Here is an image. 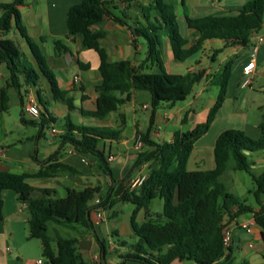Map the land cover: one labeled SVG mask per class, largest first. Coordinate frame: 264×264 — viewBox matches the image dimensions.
Masks as SVG:
<instances>
[{
	"label": "trees",
	"instance_id": "obj_1",
	"mask_svg": "<svg viewBox=\"0 0 264 264\" xmlns=\"http://www.w3.org/2000/svg\"><path fill=\"white\" fill-rule=\"evenodd\" d=\"M24 3L25 0L0 2V32L7 33L16 28L24 36L38 70L50 84L54 98L64 101L68 109H71L72 99L65 98L66 92L59 89L45 56L22 27L19 7ZM142 9H154L156 20L149 21L147 26L133 27L131 31L136 37L142 35L147 39L146 60L156 66V71L151 72L140 71L129 60H108L106 49L99 41L104 33L93 29L105 15H110L103 0H79L68 7L66 37L79 35L83 45L94 50L99 58L101 82L95 86V109L82 111L84 114L104 119L126 102L133 90L148 91L153 109L162 102L174 105L192 92L194 85L203 78L205 70L183 74L167 72L163 67L160 49L162 35L168 37L174 59L184 61L200 51L207 40H222L224 46H248L251 34L259 31L264 21V0H245L240 9L229 13L196 18L186 16L188 28L193 29L196 35L187 46L188 41L178 31L176 15L169 2L153 0L149 5L142 6ZM144 13L147 14V10ZM53 49L55 55L69 52V47L62 39L53 40ZM2 63L6 65L8 75L4 86L0 88V114L8 109L9 90L17 93L22 104L21 76L25 83L32 86L37 84L39 78L36 68L9 38H0ZM230 72L231 61H227L213 75L210 82L219 86V93L204 121L190 130L176 131L170 141L161 143L141 134L144 144L151 149L140 150L133 163L134 168L147 163L146 178L138 187L130 188L123 181L112 180L111 192L99 203L91 205L99 192L98 187L67 188L65 196L57 197L53 189L34 187L28 183V178L78 173L76 168L65 163L50 162L53 155L46 160L50 163L33 173L0 169V192L13 190L18 193V199L26 203L28 238L40 240L42 256L49 264H86V261L78 250L77 237L57 235L52 239L47 233L48 222L81 227V232L92 231L91 210L109 208L114 199L134 205L130 226L135 240L128 245V251L121 255L118 264H124L125 261L141 264H172L174 261L192 264H250L245 259L235 262L232 248L229 246L226 249L223 245L222 235L223 229L231 221L251 212L264 243V170L258 175L254 174L253 163L248 158L249 153L264 150V123L259 124L260 137L257 139L236 128L221 131L213 145L214 167L205 170L187 169V160L194 142L207 132L225 99ZM41 104L44 105L43 102ZM21 120L27 122L23 112ZM49 120L55 122L51 116ZM61 128L63 132L58 137L62 145L69 144L75 150L94 155L100 161L103 172L111 176L108 161L99 144L107 139H118L119 129L76 124L69 113ZM230 160L233 163L228 167ZM228 168L242 170L252 177L256 185L252 191L258 207L256 210L253 205L241 201L221 182L220 177ZM32 193L38 195L32 197ZM157 197L163 200L162 211L152 212L148 205ZM140 209L144 211V216L138 221L136 214ZM94 236L100 251L104 253L105 241Z\"/></svg>",
	"mask_w": 264,
	"mask_h": 264
},
{
	"label": "crops",
	"instance_id": "obj_2",
	"mask_svg": "<svg viewBox=\"0 0 264 264\" xmlns=\"http://www.w3.org/2000/svg\"><path fill=\"white\" fill-rule=\"evenodd\" d=\"M6 1L8 0H0V2ZM78 1L25 0V3L19 7L21 24L25 33L32 41L37 43L39 50L45 56L46 63L52 71L59 89L66 92L65 98L72 99L73 107L71 109H68L64 101L54 98L50 84L47 78L38 70L35 58L24 36L16 28H13L7 33L0 32V38H9L10 32L18 33L20 37L18 39V48L25 54L39 74L37 84L33 86L25 83L23 76H21L22 100H24L26 94L31 93L35 96L36 101H39L38 104H41L44 98L42 93H44L45 103L49 106V109H46L45 103L42 105V108L45 109V113L49 118L51 116L55 119V122L59 121L60 124H63L65 116L69 113L71 120L76 124L98 125L120 130L118 139H107L99 144L106 158L108 155L113 156V160L108 162L111 176L103 172L100 161L94 155L75 150L69 144L62 145L58 137L63 132L61 127L58 129L54 128L56 130L54 133L50 132L53 137L50 140L44 138V130L42 129L43 126H41L36 134L32 133L30 136H26L25 139L20 140L19 146L16 145L17 147L0 144V169L9 170L10 167L20 166L23 169L21 172L33 173L50 162L59 161L65 163L76 168L78 173H62L54 177L42 178L46 182L33 183L28 181V179L37 178H28V183L34 187L53 189V194L57 197L65 196L67 188L82 189L84 187H98L99 192L90 203L93 205L95 199L101 201L111 192L112 180L123 181L124 185H126L129 179L146 172L147 163H143L135 168L133 167L137 153L140 150L151 149L150 146L144 144L142 139V147L136 149L135 141L138 136L141 137V134H146L150 140L159 143L170 141L176 131L190 130L197 123L206 119L209 109L214 104V100L211 103H204L200 109L197 108L196 102L201 100L203 92L211 85L210 81L213 75L227 61H231V72L227 88L229 85L245 88L246 86H242L243 79L250 78L251 83L248 86H251L252 92L255 96L263 97L258 102L251 100V104L245 103L246 105L244 106L240 104L244 100L238 98L240 96L236 95L233 98L232 106L234 110H232V114L234 116H242L243 118L242 122L238 124L225 121L218 125V112L222 107L220 106L207 132L194 142L187 160V169L205 170L214 167L213 145L218 134L225 129L236 128L244 131L247 135H252L255 139L260 137L259 124L264 123V41L259 44L255 55L256 67L247 74L243 72L242 68L250 60L252 42L248 46H224L222 40H207L203 43L200 50L201 57L192 64L187 59L184 61L175 60L170 41L168 37H165L160 49L163 67L167 72L183 74L187 71L205 70L203 78L198 82L202 86L197 91L191 92L184 100L174 105L166 103V105H163L165 108L162 114H156L152 110L147 119L139 116L137 113L138 109H148V103H151V94L147 91L149 95H146L144 92L146 90L131 91L126 102L118 106L115 111L110 112L104 119H97L84 114L82 111L95 109L97 96L95 86L101 82V76L98 71L99 58L97 53L92 49L86 48L79 35L74 38L66 37V12L70 5ZM103 1L110 15H105L98 24L93 26V29L104 33L99 41L106 49L108 60H129L131 65L139 67L140 71H156L155 63L146 60L148 57L147 50L144 52V55L141 54L143 46L138 45V37L133 35L131 31L133 27L147 26L149 21H155V12L145 14L142 9V6L145 4H142L141 0ZM148 1L147 5L152 3L153 0ZM166 1L172 5L174 12L181 9L180 13H175L176 20L183 18L186 24V16L196 18L208 14L237 11L242 7L245 0H217L215 2H210L209 0ZM117 9L122 10L121 16L116 13ZM186 28L188 46L194 41L196 35L193 29L188 28V26ZM258 32L264 35V26ZM54 39H62L69 47V52L55 55L54 50H52L48 53L46 48L49 43L53 44ZM89 50L95 52L97 59ZM213 61L218 62L215 70L211 66V62ZM232 71L233 75L231 74ZM7 75L8 70L6 65L4 63L0 64V80L2 81L0 88L4 86ZM74 76H78V83L73 82ZM125 95L123 94V96ZM226 101L224 99L223 103ZM253 106L259 114L252 120L249 119L248 110ZM50 122L51 124L54 123ZM127 126L129 127L128 131L125 132ZM52 155L53 158L50 162H46L48 157ZM248 158L253 165L256 162H264V152L256 151L249 153ZM99 195L103 199H100ZM36 196L35 193H32V197ZM116 202L119 201L114 199V203ZM22 203L25 202L20 201L18 193L13 190L6 189L0 192V264H36V261L40 259L25 256L24 249L26 244L23 240L28 239V214L25 213L26 208L21 207ZM257 208L254 206L255 210ZM106 209H103L105 218L100 221L96 219L93 210L90 212L94 227L92 231L81 232V229L79 230L77 247L86 264H118L121 262V255L128 251L130 243L123 240L122 236L125 230L122 228H110L108 226V219L114 218L116 212L112 211L106 215ZM133 209L134 205L130 210L129 220ZM143 216L144 211L140 219L136 214V220L141 221ZM253 219L254 217L251 212L245 213L231 221L227 226L231 228L232 239L230 247L232 248L235 262L245 259L250 264H264V243L260 237L259 227L256 223L249 229H242L236 225V223L253 221ZM58 225L60 224L56 222H53L51 225L52 236L50 237L52 239L60 235ZM72 228L77 229L78 227ZM130 231L128 235L134 241L132 229ZM244 234H246L248 239H246ZM94 235L105 241L106 248L104 253L100 251ZM121 242L124 244L122 245ZM255 244H258L260 247L258 251H248L246 246L253 248ZM237 250H240L242 253L240 258H237ZM41 264H44L43 261ZM46 264L49 263L47 262ZM124 264L141 263L125 261ZM172 264L192 263L174 261Z\"/></svg>",
	"mask_w": 264,
	"mask_h": 264
},
{
	"label": "rangeland",
	"instance_id": "obj_3",
	"mask_svg": "<svg viewBox=\"0 0 264 264\" xmlns=\"http://www.w3.org/2000/svg\"><path fill=\"white\" fill-rule=\"evenodd\" d=\"M148 0H141L142 4L147 5L148 4ZM147 13L150 12L151 14L153 12L156 13V11L154 9L149 10L146 9ZM146 10H144V12H146ZM174 11V10H173ZM121 9H117L116 13L121 16ZM181 12V9L175 11L174 13L178 14ZM131 24V23H129ZM177 24H178V31L179 33L184 36L185 38H188L187 35V31H186V24L185 21L183 20V18H178L177 19ZM132 26V25H131ZM160 34L162 32L158 31ZM8 37L14 42V44L18 47L19 45V41L18 39L19 34L18 33H13L10 32V34L8 35ZM165 35H162L161 37V46L162 47V41L165 39ZM138 45H142L143 46V50L141 52L142 55H144V52L147 50V39L140 35L138 36ZM54 50L53 49V44L49 43L46 51L49 53L50 51ZM90 53H92L93 55H95V58L97 59V56L95 54L94 51L89 50ZM201 57V51H198L196 53H194L193 55H191L189 58H187V61L189 63L194 64V62L199 59ZM220 59V58H218ZM218 62L217 61H213L211 62V66L213 68V70H215L217 68ZM183 65V64H180ZM223 66V65H222ZM233 67V66H232ZM233 75V71L231 73ZM236 76H238V74H236ZM235 76V77H236ZM233 77V76H232ZM244 80V79H243ZM0 84L2 85V81L0 80ZM202 86L201 83H196L194 85V89L192 90V92L197 91L200 87ZM146 93V95H149L147 91H144ZM219 93V86L215 85V84H211L207 87V89L203 92L202 96H201V100H198L196 102L197 108L200 109L201 106L204 103H211L215 102L217 96ZM240 96L238 98H240L241 100H243L240 104H242L243 106L247 104H251V100H253V102H258V100L261 99V97L263 96H255V94L252 92V88L251 86H246L245 88H239L237 86H232L229 85L227 88V92L225 95V99L227 100L226 102H222L223 104L221 105V109L219 110V116H218V120L217 123L218 125L228 121V122H234L235 124H238L240 122H242V116H234L232 114V110L233 106H232V102H233V98L235 96ZM9 96H10V100H9V105H8V109L4 112H2L0 114V144H2L3 146L5 145H10L11 147H17L19 146V141L23 140L26 138V136H30L32 133H37L40 128H41V123L43 124V130H44V138L45 139H53V137L51 136L50 132L52 128L58 129L59 127H61V124L59 121L54 122L53 124H51L49 117L46 115L45 113V109L42 108V104H39V107H41V115H39L38 117H32L30 116L28 113H26L25 109H24V105L26 104V100L24 97V100H22V104L19 101V97L17 95V93L14 90H9ZM42 96L45 98L44 93H42ZM42 99V102L45 103V99ZM231 101V102H230ZM37 103H39V101L37 100ZM46 104V103H45ZM41 105V106H40ZM166 105L165 102H162L160 105H158L155 109H153L151 103H148L149 108L148 109H144V110H137V113L139 116L141 117H145L147 119V117L150 115L151 111L154 110L156 114L158 113H163L164 108ZM46 109H49V106L46 104ZM23 112V116L25 118V120L27 122H23L21 120V115ZM258 111L254 108V106L248 110V116L249 119H254V117L256 118L258 116ZM32 120V122L30 121ZM42 120V122H41ZM128 126L125 129V132L128 131ZM251 138L252 135H248ZM17 145V146H16ZM264 152V150H261ZM233 161L230 160L228 162V167L230 165H232ZM32 168V167H31ZM11 171L14 172H21L23 169L20 166H14V167H10ZM264 170V162L260 161V162H256L253 166H252V172L256 175L260 174L262 171ZM221 182L227 187V189L230 192H233L234 194H236L241 201H243L246 204H251L253 206H256L255 203V199L253 196L252 191L255 189L256 185L255 182L253 181L252 177L242 171V170H232L230 168H228L224 174L220 177ZM28 181L30 182H46L45 179L42 178H37V179H28ZM36 195H38L37 193H35ZM103 196H105L103 194ZM100 199H103V197H101L99 195ZM263 198V202H264V194L262 195ZM133 207V204L130 202H116L114 203L111 207L106 209V215L110 214L112 211L116 212V216L114 218H110L108 219V226L110 228H116V229H120L122 228L123 230H125V233L122 235L123 236V240H125L128 243H132L134 242L133 239L131 238V236L128 235V233H130L131 231V226H130V220H129V213L131 208ZM149 209L152 212H161L162 211V207H163V200L160 198H154L150 201L149 205H148ZM25 213H27V211L25 210ZM142 209H140L137 212V217L140 219L142 217ZM53 224V222H48V226L49 229L47 230V233L49 236H52V230H51V225ZM82 229L81 227H78L77 229H73L70 226L64 225V224H60L58 225V230H59V234L61 236L64 237H78L79 236V230ZM246 236V234H244ZM246 239H248V237L246 236ZM23 242L26 244V247L24 249L25 251V256L26 257H34V258H40L44 264L47 263L46 259L42 256V250H41V244H40V240L37 238H28L26 240H23ZM53 245H55V243L53 242ZM246 248L248 249V251L250 252H255L258 251V249L260 248L258 244H255L253 248H249L246 246ZM244 247V249H246ZM237 249V248H235ZM116 250V249H115ZM236 255L237 258H240L242 256V253L240 252V250L236 251Z\"/></svg>",
	"mask_w": 264,
	"mask_h": 264
},
{
	"label": "built area",
	"instance_id": "obj_4",
	"mask_svg": "<svg viewBox=\"0 0 264 264\" xmlns=\"http://www.w3.org/2000/svg\"><path fill=\"white\" fill-rule=\"evenodd\" d=\"M209 1L215 2L217 0H209ZM262 26H264V21L262 23ZM250 40L252 42L251 43L250 60L242 68L243 72L247 73V74L250 73L256 67L255 55H256L259 44L264 41V35L259 33L258 31H256V32L251 34ZM73 82L74 83L79 82L78 76L73 77ZM250 83H251V79L246 78L243 80L242 86H247ZM25 97H26V104L24 105V109H25L26 113H28L32 117H37L40 113V107L36 101L35 96L31 93H28V94H26ZM51 132L54 133V132H56V130L54 128H52ZM142 144H143V142L141 140V137L138 136L136 138V141H135L136 149H140L142 147ZM106 160L108 162H111L113 160V156L108 155ZM145 178H146V172H143V173L139 174L137 177L129 179L127 181L126 185L130 188L138 187L141 185V183L143 182V180ZM99 202H100L99 199H95L93 205L96 203H99ZM21 207L26 208V203H22ZM92 210H93V214L95 215L97 220H99V221L104 220L105 214H104L103 208H96V209L93 208ZM254 223H255V221L253 219V221H242V222L236 223V225L242 229H249ZM231 239H232L231 228L225 227L223 229L222 240H223V245L226 249L231 245ZM41 262L42 261L39 259L36 261V264H41Z\"/></svg>",
	"mask_w": 264,
	"mask_h": 264
}]
</instances>
